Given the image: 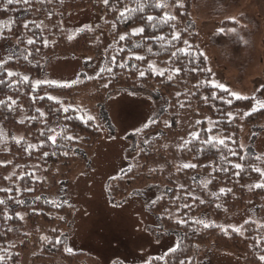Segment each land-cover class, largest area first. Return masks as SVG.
<instances>
[{
    "label": "trees",
    "instance_id": "1",
    "mask_svg": "<svg viewBox=\"0 0 264 264\" xmlns=\"http://www.w3.org/2000/svg\"><path fill=\"white\" fill-rule=\"evenodd\" d=\"M180 3L184 5L183 8H172V15L177 17L175 21L170 20L164 24L158 19L156 27L153 28L148 25L146 17L152 15L166 19L164 9L157 10L146 6L144 12L121 16L128 0H109L107 6L103 0H27V3L20 0L12 5H7L6 0H0V45L16 33L15 43L24 51L23 55L16 54L8 59L9 63L5 65L8 71L19 74L8 78L7 73H4V78L13 86L0 85V100H5L10 105L11 101H16L15 105H11V110L0 107V131L3 133L0 135V156H11L14 161L21 162L19 172L12 175L11 180L4 179L6 165L0 166V187H13L12 195L23 200L22 205L8 201L11 220L4 219V206L0 205V255L5 256L3 264H20L19 252L22 250L29 251L28 257L33 262L40 260L48 264H99L90 254L70 253L64 249L59 236L60 230L71 218L70 206L51 205L38 198L37 194L47 188L41 180L33 176H25L23 181L17 179L19 175L32 173L29 169L30 159H39L49 165L57 162L68 165L71 160L77 159L76 152L71 148L90 150L98 142L101 134L93 120L87 121L75 105L68 104L73 103L79 91L90 84L97 86L96 97L99 101L111 90L119 87L148 90L160 88L169 102L167 112L172 111L173 115L178 111L199 114L212 122L207 125L204 118H199V125L195 124L193 130L181 140L170 141L172 138L166 139L167 136L162 138L168 140L166 146L161 145L170 152L166 157L158 148L149 153L141 150L133 167L110 183V192L118 197L147 183L160 185L164 188L163 193L148 208L156 216L161 229L179 232L182 243L211 244L242 255L246 264H262L259 256L264 255V227L248 222L238 233L220 225V221L252 205L264 216V188L255 187L257 183H264V178L252 171L251 167L255 165L264 170V157L257 160L258 156L243 150L237 126L238 114L243 110H247L243 116L247 126L264 120L263 108L253 110L264 93V85L254 96L239 98L224 88L215 87L210 82L205 57L197 41L198 35L187 27L191 18L192 0H180ZM5 8L8 10L4 11ZM76 9H90L102 16L103 28H106L111 41L102 70L95 78L71 86L50 83L32 86L31 78L45 57L54 54L67 55L75 51L96 52L101 48L95 31L85 29L70 39L65 37L60 28L61 16ZM25 24L28 25L27 28L24 27ZM172 25L181 34L179 41L171 39ZM8 27H11V32ZM140 27H144V33L134 35V30ZM121 34L126 35L124 41L118 40ZM159 36L165 39H148ZM28 39H32L34 43L28 44ZM184 40L189 42L190 49L183 43ZM134 43L140 47H132ZM149 47L151 52L148 51ZM176 48H185L191 52V56L177 53V57H171V52ZM135 56L144 59L137 60ZM112 57H115V62ZM120 64L125 66H118ZM150 65L154 68L163 66L160 72L164 74L159 75ZM176 67L182 68L179 75L173 71ZM141 71L145 73L143 77L139 75ZM22 73L28 74L27 81L22 80ZM105 84L108 86L105 87ZM62 96L64 98L60 99ZM204 97L208 99L205 100ZM57 108L61 109L59 113L56 112ZM63 108H67L68 112H63ZM198 108L199 113L196 112ZM229 111L235 112L230 114ZM41 113L44 115L41 116ZM66 115L71 119L65 120ZM55 123L60 126L59 132L66 129L64 134L72 136L73 139L61 140L57 137V145L54 146L46 137L48 128ZM154 124L155 126L152 124L143 129L138 134V139L159 130L160 123ZM210 127L213 128L212 133L207 132ZM42 132L45 133L44 136L41 135ZM193 132L199 133L200 138L194 139ZM209 135L225 139L227 146L235 149L238 155L231 156L223 146H220L221 151L218 152L211 143L201 144L200 140H207ZM159 139H154V143ZM153 141L148 147L153 145ZM186 141L190 143L186 144ZM30 145L36 147L30 148ZM45 152L48 153L46 156ZM153 153H156L154 155L163 165L147 172L145 166ZM222 155L228 156L231 163L222 160ZM240 157L244 159L241 160ZM192 163L196 164L195 168L182 167ZM235 163L244 165V171H240L239 175L236 174L239 170L232 167ZM136 164L140 165L138 169L135 168ZM224 168L228 171L224 172ZM69 172L68 167L63 176L67 177ZM195 176L208 177L207 187L194 179ZM25 185L32 187L34 191L23 192ZM56 185L58 182L54 181L50 187ZM16 188L20 191H16ZM221 189L224 191L221 192ZM188 193L199 197L205 203L193 200ZM7 195L0 192V199H7ZM185 204L191 207H185ZM181 218L186 223L177 224L176 221ZM196 220L206 221L211 226L205 228L203 224L194 223ZM9 228L11 231H8ZM180 261H184V264H195L181 247L168 252L162 259H154L152 264H180Z\"/></svg>",
    "mask_w": 264,
    "mask_h": 264
},
{
    "label": "rangeland",
    "instance_id": "2",
    "mask_svg": "<svg viewBox=\"0 0 264 264\" xmlns=\"http://www.w3.org/2000/svg\"><path fill=\"white\" fill-rule=\"evenodd\" d=\"M191 6L187 27L198 35L197 41L210 69V82L223 85L236 97L254 96L264 85V0H192ZM165 11L172 14L171 7ZM233 20L237 22L233 23ZM102 22V16L90 9L71 10L61 16L60 28L67 39L81 30L95 31L101 48L96 52L75 51L45 57L31 78L32 86L46 83L71 86L95 78L103 68L106 51L111 45ZM15 39L16 33L0 45V61L24 54ZM136 45L134 43L132 47ZM162 68L152 66L159 73ZM22 76L28 77V74L22 73ZM97 91L94 84L87 85L74 97L73 103H68L75 105L83 118L85 114L94 117L93 123L101 134L94 147L84 151L71 148L77 159L68 165H60V162L49 165L39 159H30L29 169L35 179L47 186L37 197L51 205L71 208V218L60 230L64 249L69 252L70 248V253L90 254L99 264H147V261L162 259L179 247L195 264L204 261L207 264H246L242 255L211 244H185L179 232L161 229L148 208L163 193L164 188L160 185L147 183L118 197L110 192V183L133 167L141 150L149 153L158 148L166 157L170 152L161 147L168 144V140H163L166 136V139L172 138L170 141L181 140L195 124L199 125V118H204L207 125H211L210 120L199 114L167 112L169 102L160 88L119 87L101 101L96 97ZM258 102L253 110L264 109L260 107L264 104V93ZM196 112L199 113V108ZM246 113L247 110H243L238 114L241 147L250 154L264 157V120L247 126L243 121ZM154 122L160 123L159 130L149 132L139 140L138 134L145 125L155 126ZM52 128L57 132L60 130L58 123ZM157 137L160 139L154 143ZM151 141L153 145L148 147ZM154 154L145 171L163 165ZM2 165L7 167L6 176H12L19 172L21 162L14 161L11 156H0ZM139 166L136 164L135 168ZM68 167L70 172L65 177L63 174ZM194 179L203 185L209 180L205 176ZM54 181L58 185L50 187ZM245 221H254L253 224L259 226L264 224V216L252 205L225 217L220 225L241 228ZM161 232L166 234L158 242L157 236ZM28 256L27 250L19 252L20 264H48L40 260L33 262Z\"/></svg>",
    "mask_w": 264,
    "mask_h": 264
},
{
    "label": "snow or ice",
    "instance_id": "3",
    "mask_svg": "<svg viewBox=\"0 0 264 264\" xmlns=\"http://www.w3.org/2000/svg\"><path fill=\"white\" fill-rule=\"evenodd\" d=\"M14 2H15V3H19L20 0H6L7 5H12ZM23 2L27 3V0H23ZM103 3L107 6L108 3H109V0H103ZM129 4H135L136 6H135V7H129V6H128ZM146 6H149V7L155 8V9H157V10H160V9H167V8H170V7H171V8H174V9H179V8H183V7H184V5H183L182 3H180V0H164L163 3H161V2H157V0H151V3H149V0H143V2H141V0H128V4L125 5V8H124V10L120 13V15H121V16H124V15H126V14H129V13H135V12H138V11H139V12H144V9H145ZM3 10H4V11H7L8 9L5 8V9H3ZM164 16L167 17V18L164 19V18H162V17H155V16H152V15H148V16L146 17V20H147L148 25H150V26H152L153 28H155V27H156V21H157L158 19L160 20L161 23H164V24H167L170 20H171V21H175V20L177 19V17H176L175 15H172L171 13H169V12H167V11L164 12ZM236 22H237V21L233 20V23H236ZM24 27L27 28L28 25L25 24ZM172 29H173V31H172L171 39H172V40L179 41V40L181 39V34H180V32H177V31L175 30V25H172ZM8 31H9V32L12 31L11 27H8ZM144 31H145L144 27H140V28L135 29L134 32H133V34H134V35H141V34L144 33ZM221 31H223V29H221ZM230 31H234V30H230ZM153 38L158 39V40H161V41H163V40L165 39V37H163V36H159V37H148V39H153ZM125 39H126V35H124V34L119 35V38H118L119 41H124ZM27 43H28V44H33L34 41H33L32 39H28ZM169 43H170V42H169ZM183 43H184L185 45H188V48H189V49L191 48V45L189 44V42H188L187 40H184ZM136 47H140V45H136ZM121 50H123V49H121ZM148 51L151 52V48H150V47L148 48ZM177 53H182V54H184V55H186V56H191V52L188 51V50H186L185 48H176L174 51L171 52L170 55H171V57H177ZM26 58H27V57H25V59H26ZM135 59H137V60H143L144 57H141V56H135ZM112 60H113V62H115V57H112ZM8 63H9V61H8L7 59H4V60L0 61V85L8 84L9 87H12V86H13L12 83H10L9 80H6V79L4 78V73H5V72L7 73V77H8V78H12V77L17 76V75H19V74H18V73H15V72H13V71H8V70L5 68V65H7ZM118 66H120V67H124L125 65L120 64V65H118ZM151 67H152V66L150 65V68H151ZM181 70H182L181 67H176V68L173 69V71H174L177 75H179V73L181 72ZM195 70H196V69H193V71H195ZM109 71H111V69H109ZM207 71H210V69H208ZM163 74H164L163 72H160V73H159V75H163ZM139 75H140L141 77H143V76L145 75V73H144L143 71H141V72L139 73ZM28 79H29V78H28L27 76L22 77V80H24V81H27ZM38 83H39V82H38ZM107 86H108V85L105 84V87H107ZM214 86H215V87H219V88H221V89L224 88L223 85H214ZM224 90L227 91L226 89H224ZM233 95H236V94L233 93ZM212 98L215 99L214 96H213ZM238 98H239V97H238ZM41 99H43V97H41ZM48 99H53V98H52V97H48ZM204 99L207 100L208 97H204ZM57 103H59V102H57ZM258 103H259V102H258ZM15 104H16V101H15V100L11 101V105H15ZM11 105L8 104V102L5 101V100H0V107H8V108L11 110ZM260 107H264V104H261ZM37 111L39 112V109H37ZM60 111H61L60 108H57V109H56V112H57V113H59ZM50 112H51V109H50ZM63 112H65V113L68 112V109H67V108H63ZM249 114H250V113H249ZM43 115H44V114L41 113V116H43ZM85 118H86L87 121H92V120L94 119V117H92V116H90V115H88V114H85ZM33 119H35V117H33ZM64 119H65V120H68V119H71V117L66 115V116L64 117ZM197 123H199V121H197ZM211 123H212V122L210 121V124H211ZM145 126L147 127V125H145ZM212 131H213V128H212V127H210L209 129H207V132H208V133H212ZM64 132H66V129H62L61 132H57L55 128L49 127L48 130H47V137H46V138H47L48 140H51L54 146L57 145V137H60L61 140H71V139H73L72 136H67V135L64 134ZM0 135H3L2 131H0ZM41 135L44 136L45 133L42 132ZM192 136H193L194 139H199V138H200V134H199V133H196V132H193V133H192ZM200 142H201V144L211 143L214 147L217 148V151H218V152L221 151L220 146H223V148H224V149L227 151V153L230 154L231 156H237V155H238V152H237L235 149L230 148V147L227 146V144L225 143V139H218V138L215 137V136L209 135L207 140H200ZM185 143H186V144H187V143H190V141H186ZM63 146H64V145H60V147H63ZM29 147H30V148H34V147H36V146H35V145H30ZM47 154H48L47 152L44 153L45 156H46ZM65 155H66V153H65ZM240 158H241V160L244 159V157H240ZM221 159L224 160V161H227L228 163H231V162L228 160V156H226V155H222V156H221ZM261 159H262L261 157H257V160H261ZM8 163H10V162H8ZM182 167H184V168H195V167H196V164H194V163H192V164H184ZM232 167H233L234 169L239 170V171L236 173L237 175H239V172H240V171H244V165L241 164V163H235V164L232 165ZM251 167H252V171L259 173L260 177H261V178H264V170H262L260 167L255 166V165H252ZM222 170H223L224 172H227V171H228L227 168H224V169H222ZM34 175H35L34 173H25V174H23V175H19V176H17V179L23 181V180L25 179V176H33V177H34ZM4 179H5V180H11L12 177H11V176H6V177H4ZM209 182H210V181H209ZM181 187H182V186H181ZM205 187H207V183L205 184ZM255 187H257V188H264V183H257V184L255 185ZM13 190H14V189H13V187H11V186H8V187H0V192L7 193V194H8V195H7V199H0V205H3V206H4L3 217H4L5 220H11V219H12V217L8 214V212H9L8 201H14L16 204H21V205L23 204V200L16 199V198L12 195ZM16 191H20V189H19V188H16ZM32 191H34V189H33L32 187L27 186V185H25V187L23 188V192H32ZM223 191H224V189H221V192H223ZM228 191H231V189H228ZM188 194L192 197L193 200H199V202H200L201 204H202V203H205V201L200 200L199 197L193 195L192 193H188ZM184 206H185V207H191V205H188V204H185ZM218 207H219V205H218ZM17 215H19V214L17 213ZM21 219H22V217H21ZM61 219H63V218L61 217ZM176 223H177V224H184V223H186V221H184V220L181 218V219H178V220L176 221ZM194 223L203 224L205 228L211 226L208 222L203 221V220H196V221H194ZM245 223H248V221H245ZM253 223H255V222L253 221ZM259 227H264V224L259 225ZM242 228H243V225H241V228H233V231L239 233V232L242 230ZM8 231H11V229L9 228ZM53 231H55V230L53 229ZM165 234H166V233L161 232V233L157 236V241L159 242V240L161 239V237H162L163 235H165ZM42 239H45V237H42ZM57 242L59 243V240H58V239H57ZM178 247H179V245H178ZM68 251L71 252V249L69 248ZM4 259H5V256H4V255H0V264H3ZM259 260L262 262V264H264V255H260V256H259ZM147 264H152V261H147ZM180 264H184V261H180Z\"/></svg>",
    "mask_w": 264,
    "mask_h": 264
}]
</instances>
